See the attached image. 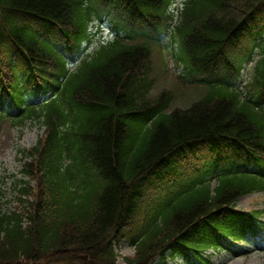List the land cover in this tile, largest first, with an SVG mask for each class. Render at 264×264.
<instances>
[{
	"label": "trees",
	"instance_id": "1",
	"mask_svg": "<svg viewBox=\"0 0 264 264\" xmlns=\"http://www.w3.org/2000/svg\"><path fill=\"white\" fill-rule=\"evenodd\" d=\"M169 1L0 0V54L6 58L0 67L9 72V83L0 81V101L17 90L12 56L25 69L33 60L38 65L54 61L56 50L41 44L38 27L51 30L73 23L79 29L82 17L97 16L106 4L123 18L132 41L144 34L137 23H158L167 10L163 2ZM262 7L264 0L186 1L177 33L191 68L207 75L226 40L248 27L250 31L251 23L264 25L257 14ZM121 45L68 80L65 95L78 97L83 107L69 112L44 107L25 117H42L46 136L31 150L32 163L24 165L30 180L15 183L22 212L0 211V264H117L113 242L126 239L136 246L126 264H153L175 236L204 247L207 242H195L212 238L210 228L224 231L225 223L243 218L229 209L243 191L264 188L260 179L242 175L212 190L200 173L169 195L148 201L149 187H162L165 178L181 175L177 163L190 156L211 158V171L231 153L255 152L260 158L264 113L229 90H213L191 109L167 113L169 93L151 96L152 82L139 77L145 49ZM256 89L262 95L264 68ZM31 179L39 187L35 201L29 199Z\"/></svg>",
	"mask_w": 264,
	"mask_h": 264
},
{
	"label": "rangeland",
	"instance_id": "2",
	"mask_svg": "<svg viewBox=\"0 0 264 264\" xmlns=\"http://www.w3.org/2000/svg\"><path fill=\"white\" fill-rule=\"evenodd\" d=\"M179 80L176 75L169 74L158 80L155 91L163 88L173 91L174 107L184 108L195 101L199 95V91L189 88L188 85ZM43 134V130L34 124H29L24 130L12 128L5 124L0 131V209L3 211H20L21 205L15 200L13 192V183L15 180L22 178L20 151H28L38 141ZM38 193H33L32 199L35 201ZM32 200L31 198H29ZM240 210H256L264 211V193L259 195H251L241 199L237 204ZM264 220V217H263ZM117 251L121 257L134 254V249L127 241L121 243L117 247ZM216 264H264V251L252 248L248 255L240 258H232L221 254L220 257L214 259ZM120 263L124 264L120 259Z\"/></svg>",
	"mask_w": 264,
	"mask_h": 264
}]
</instances>
